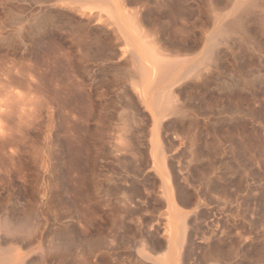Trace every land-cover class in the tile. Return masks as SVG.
Instances as JSON below:
<instances>
[{
    "label": "rangeland",
    "instance_id": "1",
    "mask_svg": "<svg viewBox=\"0 0 264 264\" xmlns=\"http://www.w3.org/2000/svg\"><path fill=\"white\" fill-rule=\"evenodd\" d=\"M53 1L0 0V264H264V0H144L178 65L151 109Z\"/></svg>",
    "mask_w": 264,
    "mask_h": 264
},
{
    "label": "bare ground",
    "instance_id": "2",
    "mask_svg": "<svg viewBox=\"0 0 264 264\" xmlns=\"http://www.w3.org/2000/svg\"><path fill=\"white\" fill-rule=\"evenodd\" d=\"M59 1H61L63 6H65L64 4H65V2H67V3H69V5L72 4V6L75 7V9L78 8L79 11H82V13L86 15L85 17H82V18L87 19V17H88L90 19L94 18L95 20H97V19L99 20L104 16L106 17V20H105V22L107 23V25H105L107 27L106 32H107V34H109V36H111L113 42L111 43V41H112L111 40L110 43L102 44V45L107 47L108 45L111 44V46L109 47V49L111 51L112 50L114 51V49H115L114 45H119L120 47H122V49L120 48L122 51V55H119L120 57H117V58L121 59L120 61H123V62L128 63L130 65V68L128 69V74H129V72H132L133 74H140L139 78H138V82H136V83L133 82V83L135 86L136 85L138 86V88L136 86L135 89H137V95H138V98H140V101L142 103H144L145 108L147 107V108L151 109L149 102L151 104L157 103L155 101V99L151 100L152 90L154 88L153 86L156 85V83L158 82V79H160L162 76H163L162 78L164 79L165 75H163V74H169V75L170 74H178V72H177V66L178 65L169 68L167 66V64H165V61H167L166 58H167L168 54H169L168 57H170L171 53H174V51H175L176 46H175L173 40L165 39L161 33L162 29L157 25L153 24L154 25L153 27L152 26H150L149 28L145 27L147 24L145 25V21L143 22L142 13H143V10L145 11V9L147 8L146 7L147 2L144 0H59ZM241 2H243V0H241L240 3H238V5L241 4ZM61 3L59 2V4H61ZM57 4H58V0H57ZM57 4H55V5H57ZM53 5H54V3H53ZM129 5H135L136 7L131 6V8H130ZM238 5L234 8V11H236L239 8ZM158 6H159V4H158ZM60 7H61V5H60ZM132 7H134V8H132ZM71 10H73L72 7H71ZM79 13L81 14V12H79ZM83 14H82V16H84ZM80 20H81V18H80ZM85 21H87V20H85ZM85 21H84V23H85ZM225 21L226 22L224 24L223 23H222V25L220 24L221 26L218 25L219 28L215 31L214 35L211 37L212 41L210 43L209 48L207 49L208 50V53H206L207 57H208L209 51L211 53L213 46H215V44H217V43H214L215 40L218 39V40H221V42L227 43L232 39V37L235 34H237V32H239V30H241L238 27V19L237 18H232L230 20H225ZM91 22H92V20H91ZM99 23H100V21H99ZM155 26H157V27H155ZM85 27H86V25H85ZM111 38H109V40ZM75 41L76 40H73V42H75ZM107 42H109V41H107ZM79 45L81 47H84V45L87 47V51H85V54L87 55L88 54L87 52L90 50V49L88 50V47H89L88 44L82 41ZM180 47H182V46L180 45ZM177 48H178V46H177ZM84 50H85V48H84ZM178 50L179 49H177V51ZM207 50H205V51L207 52ZM203 53H205V52L203 51ZM214 53H216V52H214ZM113 54H114V52H113ZM86 55H85V57H87ZM210 56L211 55L209 54V57ZM99 57H100V55H99ZM104 57H105V55H104ZM106 57H109V55ZM111 57H113V56H110V58ZM81 58H83V57H81ZM201 58L203 59L204 57H201ZM85 60H86V58H85ZM105 62L107 63V61H105ZM123 62H122V64H123ZM172 63H174V62H172ZM115 65H117V64H115ZM188 70H191V69L189 68ZM116 72H118V71H116ZM160 74H162V76H160ZM134 80H137V79H134ZM160 82H161V80H159L158 83H160ZM134 93H136V92H134ZM156 95H157V93H156ZM158 95H159V93H158ZM153 107H154V105H153ZM154 109H155V107H154ZM156 109L158 110L159 107L156 106ZM162 111H160V112L156 111V115H157V113L159 114ZM159 120H160V118H159ZM161 158H163V157H161ZM164 190H166V189H164ZM170 191L171 190H169V192ZM169 192H167V195L169 197V198H167V200L169 199V201H167V202H170V201L173 202V196H172L173 194H172V192H170V193ZM164 194H166V193H164ZM172 206L173 205H171V207ZM27 219H28L27 217L23 218L22 222H23L24 226L27 222ZM26 231L28 232L29 229H26ZM160 264H161V262H160Z\"/></svg>",
    "mask_w": 264,
    "mask_h": 264
}]
</instances>
